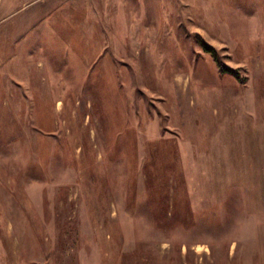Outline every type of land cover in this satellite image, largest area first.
Segmentation results:
<instances>
[{
	"label": "rangeland",
	"instance_id": "1",
	"mask_svg": "<svg viewBox=\"0 0 264 264\" xmlns=\"http://www.w3.org/2000/svg\"><path fill=\"white\" fill-rule=\"evenodd\" d=\"M0 264H264V0H0Z\"/></svg>",
	"mask_w": 264,
	"mask_h": 264
}]
</instances>
